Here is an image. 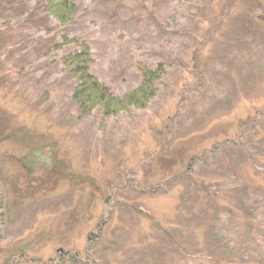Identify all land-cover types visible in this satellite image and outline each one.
Segmentation results:
<instances>
[{
  "label": "rangeland",
  "instance_id": "rangeland-1",
  "mask_svg": "<svg viewBox=\"0 0 264 264\" xmlns=\"http://www.w3.org/2000/svg\"><path fill=\"white\" fill-rule=\"evenodd\" d=\"M76 2L75 20L47 41L59 40L62 32L86 39L95 58L92 72L119 95L139 84L138 61L151 67L164 62L166 73L146 110L102 123L98 112L83 116L69 98L70 76L51 62L60 53L31 69L27 76L33 83L43 74L42 82H53L52 96L40 111L12 102L8 110H16L18 117L0 113V264H58L61 253L75 252L80 260L67 258L63 264H163L146 257L152 251L143 254V246L135 242L144 241L138 237L148 235L150 228L169 225L179 212L182 188L157 194L139 190L181 172L194 154L211 149L225 135H238L241 121L264 112V0ZM208 7L216 15L237 9L229 12L222 34L215 32L220 20L209 17ZM0 61L1 79L6 55ZM2 81L0 112L6 95ZM45 91L42 86L36 89L39 99L46 98ZM261 119L264 127V115ZM231 152H220L225 166L219 162V169L227 170ZM206 159L212 160V154ZM203 165L199 171H214ZM199 194L200 214L205 210L208 221L198 246L199 256L209 258L203 263L226 264L231 253L243 248L242 264H264L263 230L254 237L247 227L244 238L223 245L221 233L230 236L228 224L234 217L204 190ZM111 195L110 205L116 201L117 212L110 227H104L110 212L106 198ZM230 195L225 197L230 200ZM259 211L264 215L263 208ZM101 231L104 240L86 262L89 235ZM193 244L188 239L181 243L187 249ZM142 254L144 262L138 260Z\"/></svg>",
  "mask_w": 264,
  "mask_h": 264
},
{
  "label": "trees",
  "instance_id": "trees-1",
  "mask_svg": "<svg viewBox=\"0 0 264 264\" xmlns=\"http://www.w3.org/2000/svg\"><path fill=\"white\" fill-rule=\"evenodd\" d=\"M213 8L208 7V15L220 20L215 27V32L220 31L222 34L225 32L223 24L226 17L230 11L236 12L237 9L230 7L227 10L224 9L223 13L219 11L220 14L216 15ZM78 10L79 6L76 0H0V47L3 50L1 53L0 49V56L6 55L5 77H2L1 86L6 95H4L5 102L0 112L4 116L7 115L11 119L15 117L14 115L18 117L16 110L13 112L8 110V104L12 102L18 103L26 109L30 106H36L38 111L45 109L46 101L52 96L50 89L53 87V82L51 84L46 81L42 82L45 76L43 74L38 83H33L27 74L32 72L31 69L35 71L36 65L42 59H49L55 53H60V56H55L51 62L57 67L58 72L69 74L72 82L69 98L76 104L83 116H92L98 112L101 115L102 123H104L108 117H118L122 113H129L132 110H146L158 95V84L166 73L164 62H158L154 67H151L138 61L136 68L140 75L139 84L123 95H119L92 72L95 58L92 46L86 39L62 32L59 33V40L52 38L51 41H47V36H55L58 30L70 25L75 20ZM230 13L232 14V12ZM247 19L252 20V16L248 15ZM53 21L56 23L54 27H52ZM50 63L47 68L50 67ZM17 84H22V87ZM39 86L46 88V98L43 100L39 99L36 92ZM6 99H9L10 102ZM262 115L264 112L260 110L256 113L255 118L241 121L242 129L234 137L225 135L222 141H216L213 138L212 140L215 142L212 143V148L194 154L191 162L186 163L187 166L185 165L181 172L171 173L172 175L164 178L162 183L159 181L154 186L146 183L144 188L139 190L140 194L147 192L157 194L166 192L171 187L182 188L178 200L177 210L179 212L170 221H167L169 225L165 228L154 226L152 229L150 228L148 235L138 237L139 240L144 238V241L135 242V244L143 246V254L152 251L147 256L142 254L138 258L140 262L146 261V257H152L153 261L161 260L163 264H204L203 260H209L207 257L199 256L198 248L199 243L202 244V228L208 224L205 217L207 212L202 210L200 214L201 204L198 206L202 196L199 194L201 190H204L212 199L215 198L219 205L227 206L234 217L228 224V230H231L229 231L230 236L225 238L224 231L223 234L221 233L220 242L223 245H232L235 239L240 241L244 238L247 227L252 229L251 234L252 236L254 234V237L258 230L264 232V215L261 216L259 211L264 209V127ZM227 148L232 149V157L230 156L229 159L227 156V170L225 171L219 169L218 166L219 162L225 166L220 152L227 151ZM207 154H212V160L206 159ZM201 164H206L201 167H215L214 171L206 173L199 171L198 167ZM227 193L231 194L230 200L225 197ZM235 197L237 198L235 199ZM111 198L113 195L106 198V204L110 205ZM114 203L110 205V212L108 219L104 221V227H108V225L110 227V220L116 215L117 202L114 201ZM181 215L188 220L184 221V217ZM235 228L239 229V233L235 232ZM156 233L160 235L152 236ZM251 234H248L247 239L251 237ZM159 236L162 240L156 242ZM103 238V231L98 234L90 233L89 245L85 251L86 262L91 261L95 245L102 243ZM187 239L194 242L191 249L181 245ZM197 240L198 243H195ZM250 242L252 244V240ZM163 245L168 248L164 249ZM133 252L135 251L133 250ZM231 256V261L226 264H242L245 249L240 248L234 255L231 253ZM67 258L71 262L80 260L79 254L76 252L72 255L61 253L58 264H63ZM17 261L14 260L10 264H17ZM210 262L213 261L210 259Z\"/></svg>",
  "mask_w": 264,
  "mask_h": 264
}]
</instances>
